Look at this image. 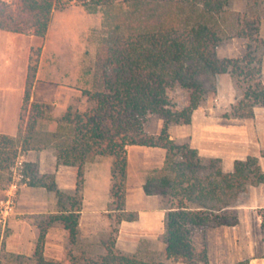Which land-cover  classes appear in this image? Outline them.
<instances>
[{
    "label": "trees",
    "instance_id": "1",
    "mask_svg": "<svg viewBox=\"0 0 264 264\" xmlns=\"http://www.w3.org/2000/svg\"><path fill=\"white\" fill-rule=\"evenodd\" d=\"M71 1L90 13L102 12L92 87L83 91L90 104L86 110L70 105L54 130L39 129V120L48 114L45 103L32 100L42 51L41 46L32 47L18 134H0V182L10 183L19 151L53 148L59 164L77 167L76 186L65 193L54 175L35 174L26 164L27 183L55 192L58 212L32 216L40 231L32 255L8 252L3 257L11 264H165L147 252L127 253L116 247V224L137 218L136 211L126 209L128 146L136 144L167 152L164 166L151 171L143 185L146 194L159 196L166 210L162 254L185 264H210L207 248L198 249L194 242V231L237 224L238 216L229 207L249 186L264 183V170L257 157L249 156L237 159L231 172L223 171L220 159L211 158V171L204 172L199 150L172 139L169 126L191 123L208 94L205 74L227 73L234 80L240 97L224 116L251 118L256 106H264L258 52L264 9L253 14L232 10L229 0H0V32L44 38L53 11ZM233 38L246 39L245 53L219 57V46ZM176 88L186 92V106L173 102L169 92ZM153 116L164 121L160 132L147 128ZM97 156L113 158L108 203L113 227L103 240L104 253L96 258L83 253L66 261L47 259L46 235L52 225L68 231L71 245L77 241L85 164ZM259 213L264 233V209ZM2 243L0 233V258Z\"/></svg>",
    "mask_w": 264,
    "mask_h": 264
},
{
    "label": "crops",
    "instance_id": "2",
    "mask_svg": "<svg viewBox=\"0 0 264 264\" xmlns=\"http://www.w3.org/2000/svg\"><path fill=\"white\" fill-rule=\"evenodd\" d=\"M101 22L102 12L90 13L83 5L71 1L68 6L53 11L44 38L30 33L0 32V134H18L32 47H42L32 100L45 103L48 114L47 118L39 120L38 128L54 130L57 119L70 105L80 110L88 108L90 103L83 91L92 87L97 50L92 32L101 28ZM259 36L263 39L260 51L264 77V18ZM235 40L219 46V57L244 54V45ZM236 98L237 90L230 74L215 75L213 103L196 109L190 124H171L170 136L197 148L203 161L220 159L224 172L233 171L237 159L249 156L257 157L264 170V106H256L251 118L224 116ZM163 126L164 121L160 119L157 132ZM166 154L162 147L128 146L126 209L136 211L137 218L116 224V247L127 253L147 251L165 264H185L166 259L162 254L165 244L161 235L166 210L161 207L159 196L146 194L143 188L147 175L164 166ZM24 157L26 164L34 167L35 174L54 175L57 187L65 193L75 188L77 167L59 164L53 148L30 150L24 152ZM112 161L111 156H97L85 164L77 241L71 245L68 231L58 223L52 225L46 235L47 259L66 261L79 258L83 253L96 258L104 253L103 240L113 227L108 215ZM229 209L235 210L238 223L195 231L193 239L198 249L207 248L210 264H264V253L259 249L264 244L259 213L264 209V183L249 186ZM55 212H58L55 192L23 184L9 221L7 250L32 255L40 233L32 216Z\"/></svg>",
    "mask_w": 264,
    "mask_h": 264
},
{
    "label": "rangeland",
    "instance_id": "3",
    "mask_svg": "<svg viewBox=\"0 0 264 264\" xmlns=\"http://www.w3.org/2000/svg\"><path fill=\"white\" fill-rule=\"evenodd\" d=\"M72 2H74V4H81V3L76 2V1H72ZM68 5H69V3L64 5L63 7H58V9L64 8V7L68 6ZM228 6L232 10H236V11H240V12H248L250 14H253L254 12L263 13V9H264L263 0H229ZM68 14H71V13H67L66 15H68ZM98 31H99V29H96V30H94L92 32V35L95 37L96 42H97V38L96 37L98 35ZM233 39H229L228 41H225L222 44L228 43V42H232ZM235 41H237L239 43H242V45H244V48L246 50V39L236 38ZM258 52H259V54H261L260 48L258 49ZM203 79H204V81L206 83V86L208 88V94H207L206 100L202 104V106L206 105V107H207V106H210L213 103L214 99H215V75L205 74L203 76ZM236 90H237V98H236V101H237V99H239L240 95H239L237 87H236ZM169 93H170V96H171L173 102H175L177 104V107H183V106L187 105L188 96H187L185 91H183L182 89L176 88V89L170 90ZM160 119L161 118H159L158 116L151 117L150 121L148 122V126H147L148 130L157 131L158 123H159ZM202 166H203V171L204 172H210L211 171V168H209V161H207V160L203 161L202 162ZM6 186H7L6 183L0 182V200L2 198H4V196H5ZM197 230L198 229H196L195 231H197ZM195 231H194V233H195ZM109 233H108V235H109ZM8 234H9V224H8V227L5 230L3 238L1 239V241L3 243H2L0 264H11V262L9 260H7V259H5L3 257L6 253L9 252L7 250V237H8ZM96 249H95V251L98 252L99 249H97V250ZM259 249L262 250L263 253H264V244L259 246Z\"/></svg>",
    "mask_w": 264,
    "mask_h": 264
},
{
    "label": "built area",
    "instance_id": "4",
    "mask_svg": "<svg viewBox=\"0 0 264 264\" xmlns=\"http://www.w3.org/2000/svg\"><path fill=\"white\" fill-rule=\"evenodd\" d=\"M12 179L7 185L4 198L0 200V233L1 239L8 227L9 220L15 212L20 187L27 184L29 176L26 174V160L24 152L19 154L11 168Z\"/></svg>",
    "mask_w": 264,
    "mask_h": 264
}]
</instances>
